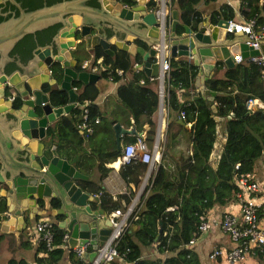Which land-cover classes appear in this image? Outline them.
<instances>
[{
    "label": "water",
    "instance_id": "1",
    "mask_svg": "<svg viewBox=\"0 0 264 264\" xmlns=\"http://www.w3.org/2000/svg\"><path fill=\"white\" fill-rule=\"evenodd\" d=\"M150 2L0 0L1 230L18 232L36 216L47 215L68 233L69 248L88 242L89 248L81 256L92 264L97 248L114 229L109 213L96 207L93 194L75 182L88 176L48 142L51 123L76 105L71 81L84 85L99 78L96 72L77 68L74 53L81 45L89 49L98 44L107 54L113 53V45L131 56L138 55L131 68L146 77L157 74L154 47L164 46L171 57L191 60L196 67L193 85L209 102L213 91L205 88L204 81L215 62L220 60L230 67L234 54L240 53L249 61L248 55L258 52L245 42V34L225 31L228 20L224 18L214 23L201 21L192 30L171 8L169 26L161 29ZM260 49L264 52V38ZM55 63L60 68L58 80L52 76ZM52 85L66 91L64 104L51 99ZM5 88L18 93L17 105L5 94ZM210 106L214 111L215 106ZM219 118L214 115L215 120ZM112 129L117 148L121 134L136 132L119 122H113ZM99 264L111 262L100 260Z\"/></svg>",
    "mask_w": 264,
    "mask_h": 264
},
{
    "label": "trees",
    "instance_id": "2",
    "mask_svg": "<svg viewBox=\"0 0 264 264\" xmlns=\"http://www.w3.org/2000/svg\"><path fill=\"white\" fill-rule=\"evenodd\" d=\"M199 1L209 0H170L172 8L177 11L179 21L187 24L192 30H196L197 24L202 19L200 11L195 7ZM150 4L154 2L151 0ZM240 6L241 15L244 18L254 17L255 26L264 23V0H241ZM233 13L229 5L221 3L210 13L209 19L212 23L219 17L230 20ZM111 48L113 53L107 54L99 45H95L92 60L98 63L100 77L110 76L111 80L117 81L122 76L129 75L127 79L117 84L115 96L127 109V116L132 118L136 132H141L143 125L148 126L145 140L150 147L155 126L152 113L157 105L156 90L150 84L155 83V79L144 76L140 70L131 69L132 63L139 60L138 55L132 57L127 51L112 45ZM222 66V61H216L213 73L204 81L205 88L209 92L213 91L209 102L198 91L189 95L188 89H193L192 81L196 73V67L192 62L183 57H169L165 103L168 110L184 111L182 120L190 123L188 129H185L190 143V153L182 154L175 176H170L159 163L127 214L125 219L127 224L116 241L115 248L122 262L111 260V264H202L196 253L185 246L189 239L198 233L199 215L205 214L214 203L223 204L234 199L233 174L252 171L254 159L264 153V112L258 108L247 109L244 105L248 97L256 96L264 101V80L261 79L260 66L253 61H240L230 67L225 66L221 75L216 76L218 67ZM116 69H121V73L118 74ZM53 75L57 80L60 77L57 63L53 65ZM71 85L80 87L76 95L78 102L83 100L90 102L89 116L91 118L98 116L100 119L99 124H93L92 131L86 134V141L92 137L95 133L94 127L98 125L102 127V132L109 133V144L104 147L100 145L98 139L97 146L89 150L87 157V154L79 152L78 145L84 137L78 133L75 126L79 118V107H74L67 114L60 116L54 128L51 127L48 131L55 137L56 147L64 149L66 159L71 160L80 172L90 175L88 170L92 166L98 172L97 179H77L78 185L89 193L99 192L98 205L103 210L121 212L125 209L129 197L117 195L112 198L103 191L100 184L102 177L108 171L104 162L114 160L120 153L112 130V124L116 120L106 118L92 102L98 92L94 83L88 82L82 87L81 82L74 79ZM49 91L54 103L64 104L67 101V93L64 89L52 87ZM182 96L184 98L180 100L179 97ZM211 104L215 106L214 111L211 109ZM214 115L223 117L225 140L217 162L212 167L208 155L215 139L217 121ZM172 127L181 130L183 124L171 121L169 128ZM132 136L122 134L121 139L127 142ZM172 140V131L167 128L164 147H168ZM236 162L239 164L235 168ZM144 167V162L131 160L120 165L119 174L125 181L135 183L136 175L140 174ZM261 213L264 214L263 211H259L258 215L260 216ZM51 230L50 248H46L41 240L35 243L32 256L35 264H87L84 259L77 258L71 249L64 247L62 242L64 229L52 222ZM27 236L28 234L21 244L29 243ZM2 237L3 234L0 233V240ZM152 244L157 252H174V255H167L162 259L141 258L139 245ZM64 254L67 263L61 262ZM6 264L30 263L23 257L11 256L6 259Z\"/></svg>",
    "mask_w": 264,
    "mask_h": 264
},
{
    "label": "built area",
    "instance_id": "3",
    "mask_svg": "<svg viewBox=\"0 0 264 264\" xmlns=\"http://www.w3.org/2000/svg\"><path fill=\"white\" fill-rule=\"evenodd\" d=\"M152 1L154 2L152 8L157 15L160 28L162 29L164 26H169L171 21L169 0ZM225 31H240L247 36L245 42L251 49L258 51L256 54L248 55L249 61H253L260 66V75L264 80V52L260 49V42L264 38V24L255 26L254 17H248L239 21L228 20V26L225 27ZM154 48L155 58L158 62V70L155 76L149 77L150 79H155V90L158 100V119L154 140L149 150L145 143L144 135L140 132L123 143L120 148V153L117 156L121 164L128 163L131 160H139L145 163L146 171L142 176V182L147 176L151 175V172L153 173L155 171L156 163L160 159L161 139H163L161 136L164 131L165 114L167 113L165 98L168 90L167 77L169 72V57L171 56L164 49V46L157 45ZM232 60L235 64L242 61L243 58L240 53H237L233 55ZM97 62H99V59H97ZM78 69L98 72L99 66L98 63L93 62V60L89 61L84 59L80 63ZM116 72L120 74L121 69H116ZM108 79L111 80V77L108 76ZM140 82H142V80H140ZM89 104L90 102L88 100H83L82 102L77 101L75 105L79 107V118L75 126L83 135H86L92 129V125L99 120L98 116H93L92 118L89 116ZM244 105L247 109L258 108L264 111V101L256 96L248 97ZM178 116L181 119L184 118V111L182 109L178 111ZM238 164L239 162H236L234 167L236 168ZM232 181L235 186L234 200H236L238 205V213L223 212L218 218L209 216L206 213L200 214L197 224V235L207 231L213 225H217L220 231L225 233L232 241V245L228 248L213 246L207 253L210 260H217V258H220L222 264H241L250 255H260L264 258V214L261 213L260 216L258 215L259 211L264 212V187H261V184L252 177L250 171L234 173ZM258 192L261 194L260 197H258ZM94 195L99 197V193ZM133 205L134 200L129 203L118 221H116V217L122 211L114 210L109 212L114 229L103 244L97 248V253L93 258L92 264H99L100 260L111 261L114 257L118 256L115 244L122 229L127 224L125 219ZM49 218L50 217L47 215H41L32 223L31 228L32 233L35 234L36 242L38 240L43 241L46 248H50L52 245V222ZM67 236L68 233L64 231L62 234L64 247H67ZM196 236H192L188 243L190 244L193 242ZM88 247V242H85L70 249L77 258H82V252L87 250Z\"/></svg>",
    "mask_w": 264,
    "mask_h": 264
},
{
    "label": "crops",
    "instance_id": "4",
    "mask_svg": "<svg viewBox=\"0 0 264 264\" xmlns=\"http://www.w3.org/2000/svg\"><path fill=\"white\" fill-rule=\"evenodd\" d=\"M240 2H241V0H209L206 2L199 1L195 5V7H196V9H198L200 11V14L202 17L201 21L211 22L209 19L210 13L213 12L215 9H217L221 3H225V4L229 5L234 12L233 17L230 20L239 21V20L245 19L240 13V7H241ZM169 4H170V0H169ZM170 7L172 8L171 4H170ZM219 18H222V17H219ZM96 45H98V44H96ZM94 47H95V45L89 49H85L84 46L81 45L75 51L74 55L78 59V66H80V63L84 59L92 61V59H93L92 54H93ZM178 57H183V58H186L189 61H191L189 58L184 57V56H178ZM242 61H245V60L243 59ZM224 67H225L224 63H223L222 67H218L216 76L221 75ZM96 73H98V72H96ZM212 73H213V68L210 71V74L208 75V77ZM128 77H129V75L126 74L125 76H122L119 80L115 81V80H109L108 78H103V77L99 76V78L95 82H93L98 92H97L96 97L92 100V102L97 106L99 112L102 115H105L106 118H108V119L114 118L116 120L114 122H119L125 128H131V127L134 128L132 125V118L130 116H127L126 110L124 112V115L122 114V116L118 119L114 116L107 115V113L105 112V107L103 105L104 100H106L109 95H114L115 99H117L115 96L116 86L119 82L123 81V79H127ZM150 85H151V87L153 86L155 88V83H151ZM192 85H193V81H192ZM81 86L83 87V84ZM78 90H80V88H78ZM196 91L197 90H196V87L194 85H193V89H188L190 96L193 95ZM183 98H184L183 96L179 97L180 100H183ZM106 110L108 113H111L110 108L106 107ZM220 117H222V116H220ZM152 118L155 121V126H154V136H155L157 119H158V100H157L156 108L152 113ZM56 120L51 123V127L54 128ZM99 120H98L97 124H99ZM164 120H165V125H164L165 136H166V131L168 128V130L170 129V131H172L173 140H172V143L168 147H164V144H165V136H164L163 144H161V148H160L161 149L160 159L156 163V167L154 170L156 171V169L160 163V164H162V166L164 167V169L167 171V173L170 176H175L176 167L181 162L182 154L186 155V154L190 153V143L187 139V132L185 130V129H188V127L190 126V123L184 122L181 118H179L178 112L173 111V110H168V109H167V113L165 114ZM171 121H176L178 123H182L183 128L181 130H176L175 127L169 128V123ZM216 121H217V124L215 126V139L212 143V148H211V151L208 155V160H209V163L212 167H214L216 162H217V159L219 157V153H220L221 148H222V144L225 140V129H223L222 125H220L221 131H218V126H219L218 122L223 121V117L216 119ZM93 126L94 125H92V129H93ZM147 127L148 126L145 124V125H143V129L141 130V133L144 135V140H145V131H146ZM92 129L88 133H90L92 131ZM94 130H95V133L92 135V137L89 140L86 141V139H85L86 135H83L77 129L78 133L81 134V136H84L83 140L78 145L79 152L82 154H85V155L87 154L86 157L88 156L89 150L92 147L95 148L97 146L96 140L99 139L100 145H102L104 147L108 146V144H109V133L108 132H106V133L102 132V127L101 126L99 127L98 125H96L94 127ZM139 133L140 132L129 133V134L135 136ZM123 134H128V133H123ZM121 136H122V134L119 137L120 148L124 143L123 140L121 139ZM154 136H153L152 142L154 140ZM113 138H114V134H113ZM48 142L55 144V137L53 135H51ZM152 142H151V145H152ZM145 143L147 145L146 140H145ZM120 148H118V149H120ZM147 148L149 149V148H151V146L148 147V145H147ZM56 150L61 156L65 157L63 148L59 149L56 147ZM162 152H163V155H162ZM86 157H84V158L86 159ZM257 158H259L260 160L258 162H256V165L253 161L252 171H250V172L252 174V177L258 183L261 184V187H264V153L259 155ZM90 159L93 163V161H94L93 156H91ZM67 160L69 162H71L72 164H74L71 160H69V159H67ZM104 165L108 167V171L102 177V179L100 181V184L103 188V191L110 194L112 198H115L117 195H125V196L129 197V200H131L133 198V200L136 201L137 198H135V195H137L139 197V194L142 191L141 190V182H139V180L142 179V176H143L144 172L146 171V166L144 167L143 171L140 174L136 175L137 181L135 183H133L132 181H128V182L125 181L120 176L119 167H120L121 163L119 162L117 157L114 160L104 162ZM88 171H89L90 175L87 173H84V172H82V173L86 174L88 176L87 178L97 179L98 172L96 171L94 166L90 167V169ZM130 172H131V170H130ZM153 173L151 172V175L149 176V178L153 175ZM75 182L77 183V180ZM132 194H134V197H132ZM257 194H258V197L261 196L260 192H258ZM93 197H94L95 206L100 207L98 205V200H99L98 196L94 195ZM0 198H2V197H0ZM2 199L0 200V201H2L0 203V205L2 203H4V201ZM123 202L124 201H122V203ZM2 208H3V204H2V207L0 208V210ZM107 212L109 213V211H107ZM223 212H231V213L237 214L238 213V205L236 203V200L232 199V200L227 201L223 204L214 203L211 207L208 208V210L206 211V214L209 216H214V217L218 218L221 216V214ZM39 217L40 216H38V217L36 216L35 218L31 219L28 222V224L26 225V227H24L22 230H20L18 232L10 231L8 229H6V230L0 229V233L3 234V237L0 240V264H6V259L8 257H11V256H14L16 258L23 257L30 264H35L32 260V256H33V252H34V246L36 245L35 244L36 239H35V234L32 233L31 228H32V223ZM49 219L51 222L53 221L51 218H49ZM27 234H28L27 240L29 241V243L28 244H21L22 240L25 239ZM66 244H67V242H66ZM230 245H232V241L229 239V237L225 233L220 231V229L217 225H213L207 231L198 234L195 237V239L193 240V242H191L190 244L188 242L185 244L186 247L191 248L196 253L198 260L202 264H222L220 258H217V260H210L207 256V253L209 252V250L213 246H220V247L228 248ZM65 248H69L68 244H67V247H65ZM139 252H140L141 258H148V259H154V258L162 259L164 256L174 255V252H167V251L166 252H157L155 250L154 244H152V245H139ZM113 260L118 261L119 263L122 262V259H121V257H119V255L114 257ZM61 262L67 263L65 254L62 256ZM241 264H264V259L260 255H250Z\"/></svg>",
    "mask_w": 264,
    "mask_h": 264
},
{
    "label": "rangeland",
    "instance_id": "5",
    "mask_svg": "<svg viewBox=\"0 0 264 264\" xmlns=\"http://www.w3.org/2000/svg\"><path fill=\"white\" fill-rule=\"evenodd\" d=\"M235 55V54H234ZM104 107H105V112L107 113V115H111V116H114L116 118H120L122 116V114L124 115V112L126 110L127 112V109L124 107V105L119 102L117 99H115L114 95H109L107 97L106 100H104ZM106 107L110 108L111 110V113H108L107 110H106ZM155 122V121H154ZM218 131H221V126L223 127V129H225V122L224 121H221V122H218ZM162 138L164 139V136H165V132L163 131L162 132ZM163 139H161V144H163ZM260 159L259 158H256L254 160V163L256 165V162H258ZM143 178L139 180V182H141V190L143 189V187L147 184V181L149 180V176H147L145 178V180L142 182ZM132 197H134V194H132ZM135 198L138 199V196L135 195ZM136 200V199H135ZM133 201V198L131 200L128 201L126 207L129 205L130 202ZM137 201V200H136ZM134 201V202H136ZM125 207V209H126ZM125 209L116 217V221H118L120 219V217L122 216V213L125 211Z\"/></svg>",
    "mask_w": 264,
    "mask_h": 264
},
{
    "label": "flooded vegetation",
    "instance_id": "6",
    "mask_svg": "<svg viewBox=\"0 0 264 264\" xmlns=\"http://www.w3.org/2000/svg\"><path fill=\"white\" fill-rule=\"evenodd\" d=\"M35 48V47H34ZM33 48V49H34ZM32 49V50H33ZM32 50H31V52H32ZM79 68V67H78ZM16 69V68H15ZM14 69V70H15ZM52 70H53V67L51 68ZM13 70V71H14ZM52 76H54L53 75V71H52ZM52 87H54V85H52V86H50V88H52ZM73 88H74V90H75V92H76V95H77V91H78V88H80V87H78V86H73ZM5 94H8V96H9V98H11L12 99V103L14 104V105H17V103H18V101H19V96H18V93L15 91V90H8V89H6L5 88ZM76 102H77V100H76ZM75 107H78V106H75Z\"/></svg>",
    "mask_w": 264,
    "mask_h": 264
},
{
    "label": "clouds",
    "instance_id": "7",
    "mask_svg": "<svg viewBox=\"0 0 264 264\" xmlns=\"http://www.w3.org/2000/svg\"><path fill=\"white\" fill-rule=\"evenodd\" d=\"M70 249V248H69Z\"/></svg>",
    "mask_w": 264,
    "mask_h": 264
}]
</instances>
